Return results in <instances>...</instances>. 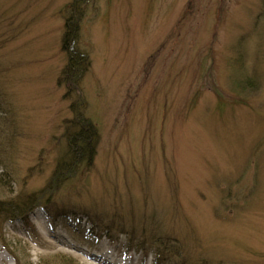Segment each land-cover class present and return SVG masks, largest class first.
<instances>
[{
    "label": "rangeland",
    "instance_id": "obj_1",
    "mask_svg": "<svg viewBox=\"0 0 264 264\" xmlns=\"http://www.w3.org/2000/svg\"><path fill=\"white\" fill-rule=\"evenodd\" d=\"M72 1L0 0V204L43 191L80 215L0 213V257L264 264V0H88L81 94L99 144L53 191Z\"/></svg>",
    "mask_w": 264,
    "mask_h": 264
},
{
    "label": "trees",
    "instance_id": "obj_2",
    "mask_svg": "<svg viewBox=\"0 0 264 264\" xmlns=\"http://www.w3.org/2000/svg\"><path fill=\"white\" fill-rule=\"evenodd\" d=\"M87 7L88 0H73L67 7L65 17L61 49L66 55L67 62L61 71L58 83L67 90L65 98L71 99L70 111L73 116L70 120L65 121L64 148L60 151L54 176L48 186L53 191L58 186L61 187V184L65 181L70 180L79 170L91 167L99 144V132L92 120L86 116L85 101H83L81 94V84L92 65L90 55L80 45L81 23L86 16ZM44 194L45 192L42 191L38 194L26 196L25 199L18 197L13 202L2 203L0 204L3 206L0 207V213L5 216L8 215V218L21 216L25 218L36 207L44 206L48 211L55 213L53 218L56 220L65 219L72 215L80 216L75 211L58 212L57 209L52 207L53 204L49 199L50 195L44 199L45 202H39L40 199H43L41 196ZM79 213H82L84 217L89 214L83 211H79ZM91 223L94 227L93 232H95L101 221H97V225L93 220ZM159 255L157 254L156 258L157 264L158 260L160 263L169 260L167 254L162 256L159 252Z\"/></svg>",
    "mask_w": 264,
    "mask_h": 264
},
{
    "label": "bare ground",
    "instance_id": "obj_3",
    "mask_svg": "<svg viewBox=\"0 0 264 264\" xmlns=\"http://www.w3.org/2000/svg\"><path fill=\"white\" fill-rule=\"evenodd\" d=\"M0 264H7V261L3 257H0Z\"/></svg>",
    "mask_w": 264,
    "mask_h": 264
}]
</instances>
